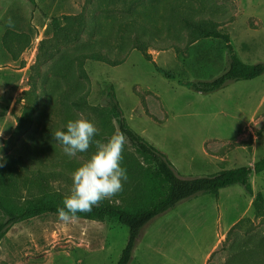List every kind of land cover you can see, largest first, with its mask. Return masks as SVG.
Returning a JSON list of instances; mask_svg holds the SVG:
<instances>
[{
    "label": "rangeland",
    "instance_id": "rangeland-1",
    "mask_svg": "<svg viewBox=\"0 0 264 264\" xmlns=\"http://www.w3.org/2000/svg\"><path fill=\"white\" fill-rule=\"evenodd\" d=\"M99 1L37 0L34 7L29 0H0V155H23L30 169L48 175L55 172L50 175V184L66 195L73 171L88 157L67 155L53 139L52 133L66 126L61 122L63 105L45 107L40 116L41 104L32 125L19 135L14 132L23 110L24 91L34 81L40 91L42 75L51 66L50 62L37 63L38 46L51 19L79 13L99 16L103 14ZM128 1L138 9L140 2H145ZM178 1L184 4L180 9L194 19L217 21L231 35L235 51L245 62H264V0H170L169 4ZM115 11L121 18L129 15L123 14L122 2ZM6 35L9 39L17 40L19 35L29 39L26 48L15 51L17 58L5 48ZM137 37L132 33L131 42ZM149 44L156 65L171 71L172 77L157 72L137 49L117 66L87 60L89 80L84 83L90 89L91 104L107 106L113 87L128 123L166 154L184 178L251 166L264 157V74L231 82L214 92H198L180 81L210 80L220 75L228 66L224 43L215 39L188 43L184 33L180 41L166 38L150 40ZM124 53L110 56L123 57ZM35 63L38 68L32 69ZM83 115L100 128L92 113ZM114 123L119 131V124ZM126 145L134 150L128 138ZM249 180L254 191L264 196V171L251 172ZM107 200L120 202L119 194ZM239 215L251 218V225L248 233L235 230L231 239L264 234V217H255L253 198L239 183L223 188L218 197L199 193L185 199L144 226L129 264H202L216 227ZM128 237L129 228L110 218L77 217L62 222L57 214H45L10 228L0 241V264H117ZM228 242L220 246L210 264L227 263L232 256Z\"/></svg>",
    "mask_w": 264,
    "mask_h": 264
},
{
    "label": "trees",
    "instance_id": "trees-1",
    "mask_svg": "<svg viewBox=\"0 0 264 264\" xmlns=\"http://www.w3.org/2000/svg\"><path fill=\"white\" fill-rule=\"evenodd\" d=\"M32 6L37 0H29ZM170 0H145L139 9L128 0H100L103 14L87 17L84 13L54 16L47 29V34L38 46L37 63L50 62L48 72L42 75L40 91L36 81L31 88L24 91L22 114L14 135L26 131L35 121V113L40 105L45 107L60 103L63 105L61 122L78 118L87 112L95 116L100 128L94 139L107 141L116 131L114 122L119 124V131L130 140L133 149L125 144L121 166L126 169L127 181L119 193L120 202L103 200L89 213H77V217L90 220L118 221L129 228L128 241L117 264H129L133 258L137 240L144 226L158 215L174 208L181 201L199 193L214 194L233 184H241L253 197L255 217H264V196L255 192L249 180L251 172L264 171V157L251 166L222 169L213 174L195 177H182L170 159L156 146L147 141L128 123L124 116L114 89L110 92L107 106L93 105L89 101L90 89L85 85L89 74L85 67L87 60L107 63L111 66L122 64L132 49H137L151 61L157 72L169 78V70L156 65L150 52L149 41L173 38L182 40L186 33L188 43L201 39H215L225 44L228 66L217 77L210 80L180 81V84L202 93L219 90L231 82L251 80L264 74V62H245L235 51L231 35L219 27L213 19H194L189 13L180 9V2L169 4ZM124 7L122 18L116 13L118 4ZM144 3V4H143ZM168 5H170L168 7ZM123 19V20H119ZM138 34L131 42V34ZM21 36V37H20ZM169 36V37H168ZM85 37V39H82ZM9 39L4 37V45L15 55L29 45V39L22 35ZM148 39H150L148 41ZM17 43V44H16ZM73 50L69 47L75 44ZM177 49L178 46L174 45ZM66 47V48H62ZM105 49L106 52H103ZM124 53L123 57H111L110 53ZM32 66L37 69L38 65ZM60 130H66L63 126ZM95 145L90 146L85 156L90 157ZM0 241L16 223L45 214H57L62 207L66 194L54 190L50 184L51 176L41 170L29 168L23 155L6 154L0 161ZM58 173L67 175L64 171ZM251 218H242L228 232V242L237 229L249 231ZM247 224V225H245ZM245 225V226H244ZM237 233V232H236ZM233 238L228 245L231 257L226 264H264V234H250L247 237ZM224 242V243H225Z\"/></svg>",
    "mask_w": 264,
    "mask_h": 264
},
{
    "label": "clouds",
    "instance_id": "clouds-1",
    "mask_svg": "<svg viewBox=\"0 0 264 264\" xmlns=\"http://www.w3.org/2000/svg\"><path fill=\"white\" fill-rule=\"evenodd\" d=\"M8 24L9 27L13 26L11 18ZM97 134L94 122L83 114L69 120L66 130L52 133L53 139L63 146L64 152L69 156L87 152L90 146L95 145V151L72 173L70 192L63 198V206L57 209L58 219L62 222L73 221L77 219V213H89L103 200L118 195L128 179L126 169L121 166L127 142L124 133L117 130L106 142L94 139ZM3 160L4 157L0 155V161ZM3 166L0 163V167Z\"/></svg>",
    "mask_w": 264,
    "mask_h": 264
},
{
    "label": "crops",
    "instance_id": "crops-1",
    "mask_svg": "<svg viewBox=\"0 0 264 264\" xmlns=\"http://www.w3.org/2000/svg\"><path fill=\"white\" fill-rule=\"evenodd\" d=\"M221 192V191H220ZM253 198V197H252ZM238 215V214H237ZM243 215L235 216L231 220L226 221L225 225L221 226L219 225L216 227L217 229L214 232L213 239L210 240L209 244L204 250V254L202 256V264H210L212 262V256L216 254V251L220 248L222 244L227 239L228 232L230 229L238 222L240 219L244 218ZM219 222H221V219H219ZM239 232L244 234L245 229H239ZM237 238V237H235ZM233 239L230 238L229 246L232 244Z\"/></svg>",
    "mask_w": 264,
    "mask_h": 264
}]
</instances>
